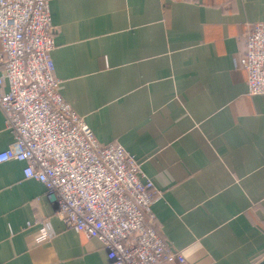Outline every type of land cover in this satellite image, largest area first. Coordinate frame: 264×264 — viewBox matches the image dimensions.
Listing matches in <instances>:
<instances>
[{
	"label": "crops",
	"instance_id": "0c3cea01",
	"mask_svg": "<svg viewBox=\"0 0 264 264\" xmlns=\"http://www.w3.org/2000/svg\"><path fill=\"white\" fill-rule=\"evenodd\" d=\"M49 13L59 94L159 193L154 227L185 258L164 264L262 261L264 94L237 63L264 0H49ZM12 140L0 110V151ZM24 165L0 162V264H108Z\"/></svg>",
	"mask_w": 264,
	"mask_h": 264
},
{
	"label": "built area",
	"instance_id": "2783aa9c",
	"mask_svg": "<svg viewBox=\"0 0 264 264\" xmlns=\"http://www.w3.org/2000/svg\"><path fill=\"white\" fill-rule=\"evenodd\" d=\"M53 35L49 0H0V110L13 135L0 162L23 161L24 178L43 185L65 226L102 243L108 264L184 263L154 227L159 193L140 163L120 144L99 142L59 94ZM237 65L247 94H264V18Z\"/></svg>",
	"mask_w": 264,
	"mask_h": 264
},
{
	"label": "water",
	"instance_id": "95a60500",
	"mask_svg": "<svg viewBox=\"0 0 264 264\" xmlns=\"http://www.w3.org/2000/svg\"><path fill=\"white\" fill-rule=\"evenodd\" d=\"M264 263V259L262 261H260L258 264H263Z\"/></svg>",
	"mask_w": 264,
	"mask_h": 264
}]
</instances>
